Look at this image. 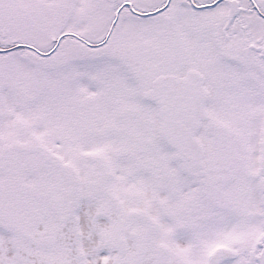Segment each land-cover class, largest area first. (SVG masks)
I'll list each match as a JSON object with an SVG mask.
<instances>
[{
    "label": "snow or ice",
    "instance_id": "obj_1",
    "mask_svg": "<svg viewBox=\"0 0 264 264\" xmlns=\"http://www.w3.org/2000/svg\"><path fill=\"white\" fill-rule=\"evenodd\" d=\"M0 264H264V0H0Z\"/></svg>",
    "mask_w": 264,
    "mask_h": 264
}]
</instances>
